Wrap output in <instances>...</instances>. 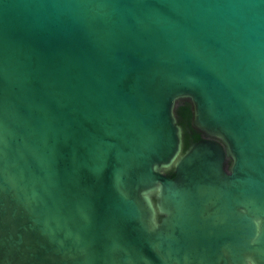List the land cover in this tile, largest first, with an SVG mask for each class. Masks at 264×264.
Instances as JSON below:
<instances>
[{
  "label": "water",
  "instance_id": "95a60500",
  "mask_svg": "<svg viewBox=\"0 0 264 264\" xmlns=\"http://www.w3.org/2000/svg\"><path fill=\"white\" fill-rule=\"evenodd\" d=\"M0 264H264V0H0Z\"/></svg>",
  "mask_w": 264,
  "mask_h": 264
},
{
  "label": "trees",
  "instance_id": "16d2710c",
  "mask_svg": "<svg viewBox=\"0 0 264 264\" xmlns=\"http://www.w3.org/2000/svg\"><path fill=\"white\" fill-rule=\"evenodd\" d=\"M177 112L179 116H181L185 121V122L183 121V124L185 126H189L190 124L189 120L192 114L191 104L188 101L181 102L178 106ZM199 138H201V135L196 130L192 133H190L189 131H185L184 148H187L192 141L198 140ZM167 173L169 175H174V171L172 168L168 169Z\"/></svg>",
  "mask_w": 264,
  "mask_h": 264
},
{
  "label": "flooded vegetation",
  "instance_id": "af4514ba",
  "mask_svg": "<svg viewBox=\"0 0 264 264\" xmlns=\"http://www.w3.org/2000/svg\"><path fill=\"white\" fill-rule=\"evenodd\" d=\"M186 101V100H185ZM185 101H181V102H185ZM190 103V102H189ZM191 110H192V106H191ZM192 114H193V111H192ZM192 114H191V117H190V124L189 126H185V131H189L190 133L194 132L195 130L201 135V138L204 137V134L203 132H201L200 130L194 128L191 124V119H192ZM185 122V121H184ZM194 129V130H193ZM200 139V138H199Z\"/></svg>",
  "mask_w": 264,
  "mask_h": 264
},
{
  "label": "rangeland",
  "instance_id": "374dc122",
  "mask_svg": "<svg viewBox=\"0 0 264 264\" xmlns=\"http://www.w3.org/2000/svg\"><path fill=\"white\" fill-rule=\"evenodd\" d=\"M181 103V101L180 102H178L177 103V105H176V114H177V117H178V122L180 123V125L182 126V129H183V137H185V125L183 124V118L181 117V116H179V114H178V112H177V110H178V106H179V104ZM168 170V169H167Z\"/></svg>",
  "mask_w": 264,
  "mask_h": 264
}]
</instances>
